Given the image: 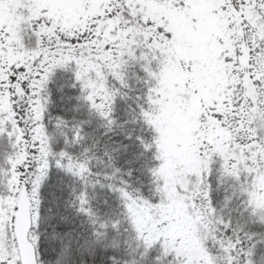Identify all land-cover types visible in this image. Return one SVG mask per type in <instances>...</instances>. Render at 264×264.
<instances>
[{
	"label": "snow or ice",
	"instance_id": "obj_1",
	"mask_svg": "<svg viewBox=\"0 0 264 264\" xmlns=\"http://www.w3.org/2000/svg\"><path fill=\"white\" fill-rule=\"evenodd\" d=\"M0 264H264V0H0Z\"/></svg>",
	"mask_w": 264,
	"mask_h": 264
}]
</instances>
